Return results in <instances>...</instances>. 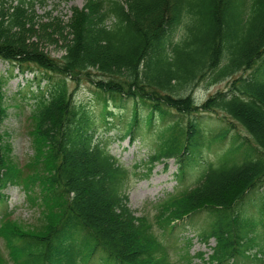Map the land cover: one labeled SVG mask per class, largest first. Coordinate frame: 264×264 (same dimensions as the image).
Listing matches in <instances>:
<instances>
[{
    "label": "trees",
    "instance_id": "16d2710c",
    "mask_svg": "<svg viewBox=\"0 0 264 264\" xmlns=\"http://www.w3.org/2000/svg\"><path fill=\"white\" fill-rule=\"evenodd\" d=\"M40 2L47 0L0 1V62L35 74L31 136L38 148L34 173L24 179V169L7 158L0 131V209L2 191L17 186L45 212L36 234L3 215L0 238L9 258L0 250V264H169L162 235L202 212L212 222L201 239L217 241L206 264L242 256L254 225L241 210L254 191L264 190V0H85L67 21L40 18ZM41 25H56L55 35L66 40L60 59L31 41ZM6 82L0 74V125L8 116ZM70 82L94 86L105 126L128 112L125 102L133 103L124 139L138 140L139 126L150 129L155 117H177L145 161L147 173L173 160L182 182L201 162L196 185L169 195L153 219L136 217L125 187L137 172L94 141L91 110L76 102ZM223 82L227 89L202 104L187 92ZM215 115L224 127L205 130L201 122ZM236 125L253 143L244 140L203 162V147L224 144Z\"/></svg>",
    "mask_w": 264,
    "mask_h": 264
},
{
    "label": "rangeland",
    "instance_id": "374dc122",
    "mask_svg": "<svg viewBox=\"0 0 264 264\" xmlns=\"http://www.w3.org/2000/svg\"><path fill=\"white\" fill-rule=\"evenodd\" d=\"M84 6L85 0H47L45 4L38 3L35 11L40 18L61 17L67 21L71 17L73 8L82 9ZM54 26L41 25L35 27L31 41L40 44L41 49L51 57L60 59L64 54L62 46L66 44V40L55 35L57 30ZM52 33L56 37V42H54V37H51ZM182 33V27H180L176 37L179 38ZM0 74L7 79L4 92L8 116L0 125L3 144L6 147L8 160L14 161L21 169H24V179H26L34 173L32 166L38 149L31 136L33 128L31 112L35 102L33 94L37 92L35 74L30 71L22 74L16 67L13 68L5 62H0ZM54 77L56 76H52V79ZM46 83L47 81H43L42 84L46 85ZM227 84V82H223L207 86L206 83H202L187 92L195 98L198 104H202L216 92L225 91ZM69 87L71 92H75L76 102L91 110V117H93L96 126L94 141L103 142L104 145H107L110 153L119 159L121 164L129 168L130 173L137 172L134 176L130 175L125 187L129 198V207L134 211L136 217L148 216L153 219L156 215V207L163 203L169 195L196 185L203 171L201 162L197 166L187 169L182 182L177 179L178 167L175 161H169L166 166L159 165L151 174L147 173L145 161H148L150 153L157 149L161 134L171 123L177 120V117L170 116L164 121L155 117L150 129L146 130L143 125L139 126L135 135V139L138 138V140H134L132 137L124 139L126 124L131 120V114L128 113L133 109L131 101L124 103L123 109L128 110L126 114L122 115V111L120 114L116 113L113 120L105 126L103 123L106 122L100 118V101L96 100L94 86L90 82H83L79 86L70 82ZM109 106L113 109L111 103ZM139 114L140 118L144 120L148 111L143 109L140 110ZM201 124L205 130L221 129L225 125L224 122L217 121L216 115L206 116ZM233 137L237 140H232ZM226 140L224 144H213L209 150H206V146H204L201 154L203 159L201 160L203 162H215L228 150L239 146L240 143H245V141H248L250 145L253 143L239 125H236V129L231 131ZM137 165H140V168L135 171ZM262 189L254 191L241 210L243 216L254 225L252 233L249 231L251 240L247 239L246 241L249 240L248 243L245 241L246 252L242 256H236L234 260H229L228 264H264V217L262 216V219L260 217L261 198L264 197V190ZM25 193L23 188L17 186H9L2 191L5 198L3 199L4 208L0 209V228L3 224L1 221L4 220L2 217L5 215L11 216L13 221L24 227L26 232L33 234L40 232L45 212L39 208L38 204L34 205L30 202ZM6 211L9 212L5 213ZM211 222L212 218L202 212L186 218L183 223L179 222L180 224L178 223L175 228H169L162 235V240L168 251L167 263L206 264L213 253L216 240L211 239L205 242L201 236L210 230ZM0 250L8 259L9 251L2 238H0ZM98 261L100 260L96 259L94 263L97 264ZM8 264H13V262L10 261Z\"/></svg>",
    "mask_w": 264,
    "mask_h": 264
}]
</instances>
